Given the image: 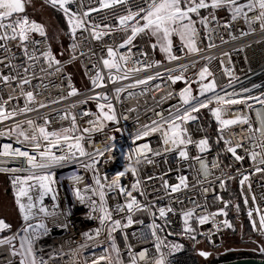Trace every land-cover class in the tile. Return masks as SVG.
Masks as SVG:
<instances>
[{
    "label": "snow or ice",
    "instance_id": "1",
    "mask_svg": "<svg viewBox=\"0 0 264 264\" xmlns=\"http://www.w3.org/2000/svg\"><path fill=\"white\" fill-rule=\"evenodd\" d=\"M51 7L60 11L66 19L69 27V34L74 41L72 51L75 52L80 44L77 41V32L89 33L93 40H102L105 36H112L116 32L123 33L121 42L115 46L106 48V55L100 57V62L103 65L102 71L96 65L94 75L89 79L96 88L106 87L108 83L116 84L123 80L131 79L133 73L146 71L153 66H159V61L151 63L144 61H136L134 64L139 66L128 67L132 62L131 47L137 36L144 34L155 39V42L150 46L153 50L159 49L165 54V58L169 61L182 59L180 55L173 52V37H178L180 41V51L185 55H198L204 49L200 47L202 43L200 38V30L197 24L201 25L205 31V38L209 41L207 48L217 47L213 36L217 29L221 27L217 18V11L224 9L230 19L225 22L222 27L227 30L231 29L238 21H243L248 27V31L241 30L240 36H247L256 30L255 25H259V29L264 31V0H142L141 4H135L132 0H45ZM75 6V7H73ZM106 10L103 19L107 20L111 17L114 24H101L91 19L93 13H101ZM201 10H208V15L201 16ZM251 14V15H250ZM196 17L194 19L193 17ZM215 22V27L213 24ZM33 34H38L42 38H47L45 26L30 20L25 15V0H0V50L3 51V58H0V65L7 68L8 74L0 72V85L6 86L15 83L16 87L21 89V95L25 99V105L22 109H14L8 111L5 107L13 98L9 96L7 100L0 97V123L6 120L13 119L17 115L25 114L31 111H37L39 108L48 107L41 100H37L34 91H25V86L32 87V80L37 78V72L45 73L46 75H59L63 68L61 61L56 59L49 46H44L41 50V40L34 38ZM231 39H237L235 35H231ZM19 50L23 62L15 63L17 55L12 51V46ZM227 43V41H224ZM119 49H127V54L120 53ZM84 53H81L83 55ZM62 55V53H61ZM141 55L147 58L146 52H141ZM228 56L227 53L224 54ZM72 59H76L73 55ZM209 62L211 57L206 58ZM46 65V67L41 65ZM187 65H180L178 69H167L166 80L175 84L177 81L185 80L183 70H186ZM173 71H178L180 74L172 75ZM224 74L235 79L229 68H224ZM198 81L200 84L198 95H193L191 85L181 90L178 94L179 104L173 105L168 114L165 116L162 112L157 113L159 120H154L150 125H142L135 133V140H141L151 133L160 132L162 137L163 148L161 151L153 152L149 144L144 143L137 145L135 149H130L128 153H124L122 158L129 164L135 160L139 162L141 159L147 163H153L149 158L148 153L153 156H161L164 153L175 152L178 161L187 163L189 170L194 169L196 163L200 164V170L203 172L205 179L199 183H206L210 174V169L204 153L210 151L208 138H202L199 141H193L184 125L198 119L195 113H199L201 109H208L212 116L217 121L219 137L217 143L223 141L226 153H230L235 160L242 161L244 156L238 154V149H243L246 155L253 161L254 171L264 172V141L257 139L259 132L258 127L254 125L251 109L255 105L264 107V94L260 96L247 95L252 89L243 88L241 93L236 91L228 92L227 88H231L232 82L220 88L217 91L214 74L209 70L207 64L198 72ZM211 77V79H209ZM43 79V77H40ZM165 79L164 74L157 72L155 75L147 76L144 79H136L132 83L117 87L114 89V97H109L106 93H96L94 97L89 99L97 100L98 113L95 115V120L89 121L90 128L84 129V132L91 133L92 131H102L106 126V122L119 123L115 106L112 99L120 101V96L124 92H128L131 96L133 93L129 89H134L139 86H145V91L150 89L149 82L153 80ZM107 81V83H106ZM187 82V81H186ZM41 87H46L41 84ZM69 91L67 96L60 97L51 101L59 103L62 99L79 95L78 90L71 84L69 78ZM160 88V84L155 85ZM253 87H256L255 85ZM223 93V94H221ZM171 95V94H170ZM102 101V102H101ZM253 101L254 103H249ZM87 103V100L81 101ZM215 107H209L210 105ZM245 105L248 112L233 113V118H224L225 114L231 111L233 105ZM71 107H75L72 105ZM134 111V109L132 110ZM89 112H84L83 115H90ZM62 119H71V126L61 128L59 130H48V125L51 123L47 117L44 118L43 124H37L34 120L18 121L11 128L0 130V136L11 139L15 137V143L20 147H13L11 143L0 144V165H7L11 162H16L18 167H0V172L10 174V179L15 197V204L18 208L21 219L24 224L20 231L13 233L11 236L0 237V246L7 245L12 256L20 258V264H47L42 257L37 256L35 248L36 241L42 235L48 233L49 228L45 223L49 217H55L56 212L49 209L44 201L46 197H51L56 201L58 191L56 189V177L54 169L67 165H78L79 168L87 172H92L91 185H85L83 189L78 187V184H73V193L81 204H86L90 209V218L98 219L100 227L97 228L94 234L85 233L87 240L93 241L96 247H102L103 243H107L108 247L103 248L100 255L94 256L90 261H84V264H123L121 259L120 249L116 244L113 233L129 227L136 221L132 219V213L135 211H143L149 208V205H141L135 196L130 198L123 204L117 205L116 211H126L127 223L122 224L121 220L113 219L112 211L107 206V195L109 192L119 190L121 195H126L127 190L121 185V176L126 173L121 171L111 180L107 174L101 176L97 165L101 163V158L106 153L114 152L117 148L114 136H106L108 141L102 147H96L93 152H88L83 146V135H75L79 131L76 123V116L71 112H65ZM126 119V117H125ZM27 127H24V125ZM240 126L239 133H233L231 138L225 137V131H229L233 126ZM247 125V128L244 126ZM116 131H119L117 128ZM245 141L250 145L245 148ZM195 144L198 152L196 156H190L188 145ZM259 149V152L257 151ZM57 151L60 154L57 155ZM112 159V157H108ZM212 169H219L218 161L212 163ZM78 170V169H76ZM74 170V171H76ZM171 171V169H169ZM131 174L137 176V171L132 168ZM214 177V180H219L221 187H224L222 176ZM69 179L79 182L81 177L71 175ZM153 177H148L152 179ZM231 179V177H228ZM162 187L167 195L171 196L174 193L180 192L189 187L187 176L178 177L179 183L171 185L163 177ZM249 180L247 175H243L240 180L241 189L246 181ZM141 181L137 179L132 185V188L140 192ZM251 185L249 184V189ZM207 191V189H204ZM91 195H87V194ZM144 195L143 192H140ZM98 198V199H97ZM255 204V196L252 197ZM244 203H248L245 197ZM57 207V205H54ZM151 207H155L152 205ZM238 208V206H237ZM159 218L166 221L169 213H174L171 206L160 207L157 209ZM253 211L259 214V228L264 231V213L259 211V208L248 211V216L253 223V228L256 227V221L253 219ZM96 214V215H93ZM155 217V213L152 214ZM209 215H227L223 209L217 213L205 214L196 217L198 223L203 225L209 222ZM195 216L194 210H189L183 213L184 217V232L191 234L194 229L189 225V219ZM143 223V221H139ZM225 223H227L225 221ZM66 227L67 225H61ZM152 235L157 237V229L162 231L160 225H150ZM219 227V226H217ZM231 227V224H228ZM11 226L6 221L0 218V232L10 229ZM106 233L105 241H101L99 237ZM125 241L127 235L125 234ZM191 239H195L194 235H190ZM157 243L154 245L157 252L160 253L155 264H167V255L178 249L179 245H172L167 253L161 252L162 245L157 237ZM17 242L19 247H17ZM87 247L86 244L81 245V248ZM127 254L131 257L130 264H138L136 254L132 251L130 245H126ZM264 251V249H261ZM148 249H143L140 256L143 257ZM201 256L207 257L209 253L200 252ZM75 256L79 255L77 250ZM73 264H76L73 261Z\"/></svg>",
    "mask_w": 264,
    "mask_h": 264
},
{
    "label": "built area",
    "instance_id": "2",
    "mask_svg": "<svg viewBox=\"0 0 264 264\" xmlns=\"http://www.w3.org/2000/svg\"><path fill=\"white\" fill-rule=\"evenodd\" d=\"M132 2L141 4L142 0H132ZM105 14L106 10L99 14L93 13L91 19L101 24H114V20L111 17L107 20L103 19ZM206 15H208V11L202 16ZM216 15L221 25L213 36L217 47L211 49L206 47L209 41L205 38L206 34L201 26L199 29L202 41L200 47L204 50L198 55H185L180 51V42H175L173 43V52L180 55L182 59L169 62L167 59L159 60L150 46L149 36L141 34L133 41L134 46H130L132 62L129 63L128 67L139 66L134 64V62L144 61L145 59L149 63L159 61V66H153L146 71L133 73L131 79L123 80L116 84L108 83L106 87L94 90L89 79L95 73L93 65L105 71V75H107L106 70L103 69V65L100 62V57L106 55L107 47L118 45L121 42L123 33L116 32L112 36H105L102 40H93L89 33L77 32L76 42H79L80 47L75 52L72 51L71 46L74 41L69 34L66 42L69 56L66 60L61 61L62 73L59 75H46L38 71L37 78L32 80V87L25 86V91H34L37 100L43 101L48 107L17 115L13 119L0 123V130H5L11 128L18 121L29 119L34 120L37 124H43L44 118L47 117L51 122L48 125V130H59L71 126V119L61 118L67 111L76 116L79 131L75 135L84 136L82 143L86 151L93 152L96 147H102L108 142L106 136H114L116 138V150L106 153L101 158V163L97 165L100 175L107 174L109 180L121 171L126 173L125 176L120 177V180L121 185L126 188L128 194L121 195L117 189L116 191L109 192L107 195V206L112 211V217L113 219L121 220L122 224L127 223L126 218L129 214L126 211L117 212L116 207L117 205H123L130 196H135L141 205H149L147 210L135 211L131 214L133 221H136V223L124 228L122 231L118 229L113 233L116 244L120 249L123 264H130L131 261V257L127 254L126 245L131 246L132 251L136 254L138 264H155L160 255L154 247L158 242L157 237H159V242L162 245L161 252H168L162 240V235H166L170 239H178L182 242L187 240L189 245H191V250L189 251L191 253L194 252L198 256L202 251L210 253V251L220 247L223 233L228 227L226 215H209V222L203 225L198 223L196 217L217 213L221 209L225 212L227 206L225 198L226 183L232 178L238 179V187L243 199L245 200V197L248 199V203L245 204L247 212L259 208V211L264 213V172L254 171L253 161L246 155L243 149H238L237 151L245 159L242 161L235 160L230 153L224 151L225 145L223 141H220L219 147H217L215 143L208 140L210 151L203 154L210 169L208 176V181L210 182L206 183H199V181L205 179L203 172L200 170V164L196 163L194 169L189 170L187 163L177 160L175 152L164 153L161 156H153L151 153H148L153 163H147L141 159L139 162L133 160L129 164L122 158L124 153H128L130 149H135L137 145L144 143L149 144L153 152L162 150L163 144L160 132L151 133L141 140H135V133L142 125H150L152 121L159 120L157 113L162 112L166 116L173 105L179 104L178 94L181 90L188 87L189 84L191 85L193 95H198L200 84L197 82V74L206 64L214 74L216 84L218 85V92L221 87L227 85L231 80L233 86L226 89L228 92L236 91L241 93L243 88H249L252 91L242 93V95L260 96L264 94V31L259 29V25H255L256 30L251 34L240 36L241 30L248 31V27L243 21H238L231 29L225 30L222 25L230 19V15L224 9L218 10ZM213 27H215V22ZM229 33L238 38L231 39ZM33 36L35 39L41 40V50H43L44 46L51 48L48 37L45 39L38 34H33ZM224 41H227V43H224ZM10 46H12L11 43ZM12 51L17 55L15 63L23 62L19 50L12 46ZM119 52L127 54V49H119ZM141 52H146L148 54L147 58L143 57ZM81 53L84 54L81 55ZM225 53L228 54L227 57H225ZM3 55V51L0 50V58H3ZM73 55L76 56V59H72ZM208 57L212 58L210 62L206 59ZM71 63L77 65L81 71L83 85L80 88L75 87L73 78L67 70V65ZM41 65L46 67V65H43V62H41ZM180 65L188 66L186 70H183L184 83L179 85L181 80L175 84L167 81L166 70L178 69ZM224 68H229L235 79L225 75ZM8 71L7 68L0 65V72L8 74ZM157 72L164 74L165 79L150 81L149 90L145 91V86H139L129 89L133 93L131 96L128 95V92L122 93L119 102L114 98L112 99L119 120L118 124L106 122V126L102 131H92L91 133L83 131L91 127L89 121L95 120L94 114L98 113L97 100L89 99L90 97H94L96 93H106L109 97H114L115 88L126 86L136 79H144L147 76L155 75ZM178 74H180L178 71L172 72V75ZM40 77H43V79ZM69 78L71 84L78 90L79 95L62 99L59 103H52L51 101L53 100L67 96L70 90L68 87ZM41 84L46 87H41ZM156 84H160L161 87L156 88ZM254 85L256 87H253ZM9 96L13 99L5 105L8 111L24 107L25 99L21 95V89L17 88L15 83L6 86L0 85V97L7 100ZM84 100H87V103H81ZM249 103L254 102L249 101ZM72 105H75V107H71ZM210 106L215 107L216 105ZM133 109L134 111H132ZM86 111L91 114L83 115ZM248 111L249 109L243 104L233 105L231 106V111L226 113L224 118L230 119L233 118V113H245ZM194 115L198 119L189 122L184 127L187 128L193 141H199L205 138L206 134L201 126L198 113ZM251 116L253 117L254 125L259 129L257 139L264 141V107L255 105L251 109ZM24 127H27V125L25 124ZM117 128L119 131H116ZM244 128H247V125ZM240 131L241 128L237 125L233 126L231 130L225 131L224 135L227 138H231L233 133H239ZM14 141V136L11 139L0 136V144L11 143L13 147H20ZM249 146L248 142L245 141V148ZM187 150L190 156L197 155L198 150L195 144L188 145ZM257 151L259 152V149ZM59 154L60 151H57V155ZM108 157H112V159H108ZM214 161L219 162V169H212L211 166ZM18 166L16 162L0 165V167ZM132 168L136 169L137 176L131 174ZM54 172L57 181L56 189L58 197L56 201H53L50 196L46 197L44 203L50 210L56 212V216L49 217L45 221L49 231L36 241L37 256L42 257L47 264H73V261L76 264H84V261H90L94 256L100 255L103 248L108 247L107 243H103L102 247H96L93 241L86 239L85 233L94 234L95 230L100 227V222L98 219L90 218V209L86 204H81L73 193V184H78V187L81 189L85 185H91L93 183V174L79 168L78 165L57 167L54 169ZM222 172L225 174L222 176L224 187H221L219 180H214V177L221 176ZM0 174L7 175L14 197L10 174L5 172H0ZM73 174L81 177L79 182L68 178ZM243 175H247L249 180L245 182L242 190L240 180L243 178ZM180 176H187L189 187L171 196L167 195L165 189L162 187L163 181L160 177L167 180L169 184L174 185L179 183L178 177ZM148 177L153 178L148 179ZM228 177H231V179ZM137 179L142 182L140 192H143L144 195H141L140 192L132 188ZM249 184L251 185L250 189ZM204 189H207V191H204ZM253 195L255 196V204L252 201ZM54 205H57V207H54ZM152 205H155V207H151ZM168 206H171L175 211L174 213H169L165 221L159 218L157 209ZM189 210L195 211V216L190 218L189 222L191 224L194 223L196 233L185 234L183 213ZM153 213L156 214L155 217L152 215ZM253 219L256 221V227L255 229L253 228L254 232L258 236L264 237V231H261L259 228V214L255 211H253ZM139 221H143V223L141 224ZM250 222L253 227L251 220ZM23 224L24 222L21 219V223L16 229L6 236H11L13 233L20 231ZM153 224L160 225L163 229L162 231L157 229V237L152 235V229L149 227ZM61 225L67 226L62 227ZM125 234L127 235L126 241L124 238ZM190 235H194L195 239H191ZM105 237L106 233L101 235L99 239L105 241ZM84 244L87 247L81 248V245ZM143 249H148V251L141 257L140 253ZM77 250L79 251V255L75 256L74 253ZM0 264H20V258L12 256L9 247L3 245L0 246ZM167 264H182V262L177 257L167 255ZM196 264L210 263L208 260L202 259L198 260Z\"/></svg>",
    "mask_w": 264,
    "mask_h": 264
},
{
    "label": "trees",
    "instance_id": "3",
    "mask_svg": "<svg viewBox=\"0 0 264 264\" xmlns=\"http://www.w3.org/2000/svg\"><path fill=\"white\" fill-rule=\"evenodd\" d=\"M206 11L208 10H201V13H200L201 16ZM50 14L56 23V27H58V25L60 26L59 29L56 28L57 30L56 32L65 30V36H66L68 29H66L65 25H68V24L66 22L65 17L60 12L55 11L53 9L50 10ZM25 15H27L29 19L31 20V16L28 13H25ZM193 18L196 19L195 16ZM196 26L198 29L201 28V25L199 24H197ZM48 38H49V34H48ZM49 41H50V38H49ZM150 42H151V39H150ZM51 51L54 53L53 55H55L56 59L59 60L60 58L61 59L63 58L64 50L60 49L59 46L51 45ZM65 51L68 53L67 48L65 49ZM68 56H69V53H68ZM67 66H68L67 70L71 74L72 78L74 76L73 80L75 79V76L79 77L77 74L74 75V71L72 73L70 70L71 66H74V67L76 66L74 63H71ZM198 115H199L201 126L206 134V137L208 138L210 142L215 143L217 147H219L220 142L217 143V140H218V128L220 126L218 125L217 121L212 116L211 112L206 108L201 109ZM0 178L4 180V185L6 187L5 191L7 194L9 193L8 195H10L12 202H14L12 192H11V189L8 183L7 175L0 174ZM226 187H227V190L225 193V198L227 200V206L225 209V212L227 213L226 219H227L228 224H231L233 231H231V227H227V230L223 233V239H222L221 246L218 247L216 250L210 251L207 257H204V256L199 257L200 255L198 256L194 252L191 253V251H189L191 250V245H189L188 241L186 240L185 242H183L185 250L182 253L173 255L174 257H177L178 260L182 262V264H196L198 260H202V259L208 260L210 264H215L217 262L228 261V260L239 259V258H246V257L262 258L264 257V251L261 250V249H264V237L258 236L253 230V227L251 225L248 212H247V209L244 203L242 193L238 187V179L232 178L230 181L226 183ZM13 204L15 208L17 209V212L15 213L18 216V220L16 224L14 225L12 224L13 227H11L10 229H6L3 232H0V237H4L8 235L9 233H11V231L16 229V227L21 223V216L19 214L18 208L15 202Z\"/></svg>",
    "mask_w": 264,
    "mask_h": 264
},
{
    "label": "rangeland",
    "instance_id": "4",
    "mask_svg": "<svg viewBox=\"0 0 264 264\" xmlns=\"http://www.w3.org/2000/svg\"><path fill=\"white\" fill-rule=\"evenodd\" d=\"M52 9L55 11H58L55 8L51 7L48 3H46L45 0H25V13H28L31 16V20H34L37 23H40V24L45 26V29L47 32V37L49 34L51 45L52 46H59L60 49L64 50L63 58L59 59V60L63 61L64 59L68 58V53L65 51V49H66L65 47H66V40H67V37L69 35L68 34L69 33V27H68V25H65L66 29H68L66 36H65V30H61L60 32H56L57 31L56 28L59 29L60 26L58 25V27H56V23L53 20V18L51 17L50 10H52ZM58 12H60V11H58ZM150 39H151V43L155 42L154 38L150 37ZM178 41H179L178 37H173V43L178 42ZM154 52H155V54L159 60L166 59L165 54L160 52L158 48L156 50H154ZM64 57H66V58H64ZM70 70L72 73L74 71V75L77 74L79 76V77L75 76V79L73 80L75 87L76 88L82 87V85H83L82 75H81V71L78 68V66L77 65L75 67L71 66ZM73 78H74V76H73ZM183 83H184V81L181 80L179 82V85H182ZM5 190H6V187L4 185V180L0 178V218L4 219L6 221V223H8L11 227H13V225L16 224V222L18 220V216L15 213V212H17V209L15 208V206L13 204L14 202H12L10 195H8L9 193L7 194ZM189 225L194 229V233H196V228L194 226V223L191 224L189 222ZM231 231H233L232 227H231ZM185 234H187V233H185ZM162 240H163L164 245L167 249H169L172 245L181 246L178 249L172 251L170 254L171 256L177 255L178 253L183 252L185 250L184 243L178 239H175V238L170 239L166 235H162ZM17 247H19L18 242H17Z\"/></svg>",
    "mask_w": 264,
    "mask_h": 264
},
{
    "label": "water",
    "instance_id": "5",
    "mask_svg": "<svg viewBox=\"0 0 264 264\" xmlns=\"http://www.w3.org/2000/svg\"><path fill=\"white\" fill-rule=\"evenodd\" d=\"M217 264H264V257H246V258H239L233 259L230 261H223Z\"/></svg>",
    "mask_w": 264,
    "mask_h": 264
},
{
    "label": "bare ground",
    "instance_id": "6",
    "mask_svg": "<svg viewBox=\"0 0 264 264\" xmlns=\"http://www.w3.org/2000/svg\"><path fill=\"white\" fill-rule=\"evenodd\" d=\"M13 196V195H12ZM13 199H14V197H13ZM15 202V201H14Z\"/></svg>",
    "mask_w": 264,
    "mask_h": 264
}]
</instances>
